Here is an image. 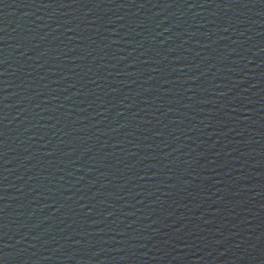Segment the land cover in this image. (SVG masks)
Here are the masks:
<instances>
[{
    "label": "water",
    "instance_id": "water-1",
    "mask_svg": "<svg viewBox=\"0 0 264 264\" xmlns=\"http://www.w3.org/2000/svg\"><path fill=\"white\" fill-rule=\"evenodd\" d=\"M0 264H264V0H0Z\"/></svg>",
    "mask_w": 264,
    "mask_h": 264
}]
</instances>
